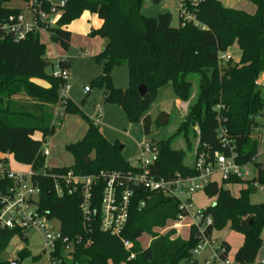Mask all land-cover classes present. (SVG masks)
I'll return each instance as SVG.
<instances>
[{
	"label": "trees",
	"instance_id": "1",
	"mask_svg": "<svg viewBox=\"0 0 264 264\" xmlns=\"http://www.w3.org/2000/svg\"><path fill=\"white\" fill-rule=\"evenodd\" d=\"M11 1L0 0V24L21 11L5 5ZM40 1L43 8L50 6L48 0ZM248 1L255 7L253 13L228 8L223 0H183L193 19L184 22L180 18L179 27H173L172 15L167 11L155 17L145 16L142 13L144 0H65L56 24L47 28L51 41L69 51L70 23L85 11L96 14L103 21L101 27L90 31V36H99L107 42L93 56L102 66V72L89 86L102 89L104 101L120 106L130 123H141L146 134L152 131L153 123L158 128L171 121L167 111L160 112L155 120L146 114L159 87L171 83L176 99L188 101L192 92L188 75L199 74V92L189 103L177 130V134L186 139L187 149L175 148L172 136L156 142L159 155L149 169L155 178L195 175L193 163L186 162V151L192 148L195 138L198 139V153L206 150L212 154H235L237 163L255 164L257 175L250 180L239 177L214 180L203 189L216 199L202 210L204 221L211 218L204 235L210 238L214 230L227 226L243 234L244 242L234 256L240 264L255 261L264 229V202L256 205L250 201L251 194L256 191L255 185L264 186V169L256 162L263 135L252 136L255 129L264 128V84L258 81L264 74V0ZM40 38L39 31H34L16 40L0 25V152L12 154L21 164L31 165V181L41 190L36 202L39 211L59 222L61 237L49 252L51 262L62 259L61 264H177L181 258H186L189 264H197L192 250L202 239L198 225H191L188 239L177 235L175 228L159 232L179 216H187L173 197L129 184L135 188L136 195L131 197L128 221L121 236H115L101 228L98 214L88 218L83 215L80 185L64 197L55 194L54 180L49 173L61 175L73 171L81 176H96L91 209H99L104 188L100 173L130 175L140 168L122 157L119 141L107 140L99 125L78 103L70 97L61 98L60 90L66 81L54 75L56 64L46 56V45ZM235 43L241 51L240 60H221L220 55ZM57 65L69 73V58L58 59ZM119 65H126L130 72L129 87L125 89L115 88L112 82V69ZM34 79L44 80L49 86L40 85ZM141 84L148 87L144 96L139 93ZM218 105L220 109L216 110ZM66 115L81 116L87 121L88 129L82 139L66 145V150L74 157V164L49 168L42 154L43 144L55 133V122L61 125ZM195 127L199 128L198 133ZM220 127L225 129L223 137L218 132ZM37 132L42 134L41 138L35 137ZM13 182L7 177L0 178V194H5ZM239 183H247V186L236 197L227 186ZM141 201L145 202L144 206ZM25 231L18 227L0 230V264H10L2 254L15 235L27 241ZM145 233L152 237L147 247L139 241ZM124 241L132 246L126 248ZM69 243L74 249L68 258L63 249ZM221 244L226 248L224 255L230 253V244L223 240ZM30 255L28 249L20 251L18 264H23L24 258ZM37 258L40 255L34 257Z\"/></svg>",
	"mask_w": 264,
	"mask_h": 264
},
{
	"label": "rangeland",
	"instance_id": "2",
	"mask_svg": "<svg viewBox=\"0 0 264 264\" xmlns=\"http://www.w3.org/2000/svg\"><path fill=\"white\" fill-rule=\"evenodd\" d=\"M233 1L234 6L237 9L245 10L247 13H253L255 11V7L248 0ZM226 4L229 5V3ZM11 5L22 7L23 10H25L26 7L21 0L12 1ZM178 5V0H152L144 6L143 14L148 17H155L167 11L173 15L172 26L179 27L180 10ZM26 14L28 13L26 12ZM90 21L93 22L94 20L91 18ZM41 37L43 41L47 38L44 35H41ZM87 37L88 41L98 48V50H102L107 42L106 39H101L99 36H95L94 38L92 36ZM82 39L83 38L81 37L74 39L73 44L71 41L69 51H65L62 47L52 43L50 44L51 46L47 47L46 55L56 56V52H60L61 54H64L63 58H69L71 62V69L68 74V85L70 88L68 91L69 95L93 121L98 119V108H101L102 115L98 119L99 130L110 142L113 143L118 140L120 146H124L121 150L122 157L132 165H137L138 157L140 155L139 145L145 142H160L171 136L173 138L172 144L175 148H183L186 150V139L182 135H178L177 130L187 114L189 103L197 97L199 92V74L191 73L188 75V80L192 82L191 97L188 101H177L178 99H176L175 90L171 83L159 87L157 97L146 111V114L150 115L151 118L155 120L160 112L167 111L171 114V121L169 125L159 126L156 131H151L146 134L141 123H130L124 110L120 106L109 104L104 101L102 89L98 87L91 88L90 90L92 93L86 97L85 88H89L90 81L97 77L99 73L101 74L102 66L93 58L94 55L89 53V47H86L88 53L83 52L85 49L81 45ZM229 52L232 54L234 62L240 60L241 51L237 43L229 48ZM112 72V82L115 88L125 89L129 87L130 72H128V67L126 65L114 66ZM260 77L261 82L264 84V74ZM66 118L65 124L63 126L60 124L57 125L56 132L53 135L48 136L43 144V149H48L50 152V155L46 156V164L48 167L65 168L72 166L75 162L72 154L66 150V145L83 137L88 123L79 115L76 117L68 116ZM75 119H77V121H75ZM258 121L260 123L262 120L259 118ZM194 129L197 133L199 132L198 127H195ZM262 134L263 129L260 127L258 130L253 131L252 136H262ZM35 135L36 137L41 138L42 134L37 132ZM197 145L198 139L195 138L192 143V148L186 151V162L188 164L193 163ZM5 157L8 158L6 161L8 167L16 170H28L27 166H24L25 164H21L14 160L13 157L0 152V159H5ZM256 162L260 163L264 169V144L261 147V153L257 157ZM242 173L244 179L250 180L257 175V168L255 164L251 162L242 166ZM214 177L217 181L222 180V175L219 173L215 174ZM246 186L247 183H239L230 184L227 188L231 191L233 196L237 197L240 195V190ZM192 198V205L189 208L191 215H195L197 211L206 209L216 200L215 197H209L203 190L196 192ZM250 201L256 205L264 202V192L261 188L256 186V191L251 194ZM172 223L169 224L167 228L170 227ZM48 224L51 227L50 231L53 233L58 232L57 230L60 225L56 218H50ZM192 224H194L193 217L187 215L181 221L180 227L176 229L177 235L182 236L184 239H188L190 237V227ZM205 226V223L202 224V228ZM25 236L27 237V241L23 240L19 235H15L9 244L10 246H8L6 251L2 254V258L11 264L14 260L20 259V251L28 249L31 255L24 258L23 264H51L50 253L45 249L41 233L36 229L29 228L25 231ZM261 236L264 238V229ZM151 238V235L145 233L139 238V241L143 247H147ZM210 239L211 242L202 250L198 253H193V258L197 261V264H206L212 254H214L212 252L213 249H215L222 240L230 244L231 251L229 257L234 258L236 251L243 244L245 238L243 234L238 233L227 226L222 230H214ZM71 249L70 252L73 251ZM63 253L67 255L66 251H63ZM37 255H40V258L34 259ZM259 256V258H261L263 256L262 253H260ZM177 264H189V261L186 258H181Z\"/></svg>",
	"mask_w": 264,
	"mask_h": 264
},
{
	"label": "built area",
	"instance_id": "3",
	"mask_svg": "<svg viewBox=\"0 0 264 264\" xmlns=\"http://www.w3.org/2000/svg\"><path fill=\"white\" fill-rule=\"evenodd\" d=\"M48 1L50 6L47 9L42 7L43 5L40 0H32L30 4L25 2L28 14L21 10L18 15L11 16L7 22L0 24L1 28L15 36L16 40L24 39L29 33L34 31H39V33L45 31L48 33L47 28L56 24L57 18L61 14V8L65 5V0ZM179 10V19L181 18L182 21L185 22L193 19V16L187 12L183 0H179ZM220 59L228 61L231 59V56L224 52L220 55ZM68 74L67 70H62L57 64L55 65L54 75L60 76L66 81L60 90V96L64 100L69 98ZM258 81L262 83L261 80ZM215 108L219 110L220 106L218 105ZM98 113H101L99 108ZM93 122L98 124V119ZM55 124L59 125L60 122L56 121ZM262 129V135L264 136V128ZM218 132L220 137H223L225 129L220 127ZM263 136L262 145L264 144ZM139 148L138 163L134 165L140 168L139 172L130 175H124L120 172L100 173L99 178H102L104 188L99 209H91L92 189L95 185V180L98 178L96 176H81L75 174L73 171H68L66 174L61 175L49 173V176L54 180L55 194L58 197H64L67 193H73L80 185L83 196L81 203L83 215L88 218L91 215L98 214L101 219V228L104 231L110 232V234L115 236H121L128 221L131 197L136 195L135 188L129 187V184H133L134 187H143L151 192H161L166 196L177 199L180 202V208L186 211L187 215L193 217L194 224L198 225L202 233V239L192 250V254L198 253L211 242V239L204 235V229L210 223L211 218L208 217L204 221L202 210L197 211L195 215L190 214L189 208L192 205L193 195L205 189V186L210 182L216 180L215 174L219 173L222 175L221 181L231 177L244 178L242 173V166L244 165L236 162L235 154L227 156L221 152H214L212 154L209 151L202 150L199 153H195L196 156L193 161L196 171L195 175L183 177L180 174H176L172 179L155 178L149 167L157 160V156L159 155L157 144L145 142L139 145ZM260 153L261 151L259 155ZM42 154L48 156L49 150L43 149ZM32 174V167L29 172H16L12 171L5 161L0 160V178L7 177L14 181L5 194H0L2 204L0 207V230L14 229L16 227L23 228L26 231L29 228L36 229L43 237L45 249L50 252L55 248V242L61 237V231L59 229L55 233L50 231L49 218L45 214L40 213L36 202L39 199L41 190L38 185L31 181ZM255 186H258L264 192V186L258 184ZM141 202V206H144L145 202ZM185 217L179 216L170 227L160 229L159 232L164 233L169 228H179L181 221ZM202 223L206 224L204 228H202ZM124 244L126 248L132 246L128 241H124ZM70 249H74L72 243L65 245L63 249V251H66L68 258L71 257ZM212 252L214 254H212L206 264H240L234 258H230L229 253L224 255L226 248L221 242ZM260 253L263 255L261 258H259ZM61 263L62 259L51 262V264ZM257 263L264 264L263 237L258 255L252 264Z\"/></svg>",
	"mask_w": 264,
	"mask_h": 264
},
{
	"label": "crops",
	"instance_id": "4",
	"mask_svg": "<svg viewBox=\"0 0 264 264\" xmlns=\"http://www.w3.org/2000/svg\"><path fill=\"white\" fill-rule=\"evenodd\" d=\"M12 1H14V0H12ZM12 1L11 2H9V3H6L5 5L7 6V7H12V8H18V9H20V10H22V12H26L27 10V7H25V10H23V8L22 7H15V6H12L11 5V3H12ZM22 1V0H21ZM24 4H25V6H26V3L24 2V1H22ZM178 2H179V0H178ZM226 3H229V5H227ZM223 4H224V6H226V7H228V8H234V9H237L235 6H234V1L233 0H223ZM144 6H146V3H145V1H144V4H143V6H142V13H143V9H144ZM179 6V5H178ZM172 15V14H171ZM93 19L94 21L93 22H91L90 21V19ZM172 20H173V15H172ZM103 23V21L96 15V14H93V13H91V12H89V11H85L83 14H82V16L79 18V19H77V20H75V21H73L72 23H70L69 25H68V29L71 31V33H72V38H71V41H72V44H73V42H74V39H76V38H78V37H81V38H83L82 39V41H81V45L83 46V48L85 49V50H83V52L85 53H88V51L86 50V47H89V53L91 54V55H94L95 56V54H97L98 52H100L101 50L99 49L98 50V48H96L92 43H90L89 41H88V37L87 36H90V31H91V29H98L99 27H101V24ZM41 35H44L45 37H47L46 38V40L45 41H43L41 38ZM40 39H41V42L43 43V44H45L46 45V50H47V47L48 46H51L50 44H52L53 43V41H51V37H50V35H49V33H47V32H45V31H42V32H40ZM94 38V37H93ZM96 39V38H95ZM94 39V40H95ZM93 40V39H92ZM51 42V43H50ZM49 44V45H48ZM53 44H55V43H53ZM57 46H59L58 44H56ZM104 48V47H103ZM226 54H228L229 56H231V59L233 60V57H232V54L229 52V49L226 51ZM64 54H61L60 52L58 53V52H56V56H47L48 58H50L52 61H54V63L55 64H57V61H58V59H61V58H63L64 56H63ZM71 69V68H70ZM70 71V70H69ZM259 80H260V78H259ZM34 81L36 82V83H38V84H40V85H43V86H46V87H48L49 86V84L46 82V81H44V80H41V79H34ZM70 89V88H69ZM86 89V88H85ZM88 89H91L90 88V86H89V88ZM69 91V90H68ZM92 93V91L90 90V92H89V94L88 95H90ZM68 95H69V92H68ZM87 95V96H88ZM86 96V97H87ZM69 97L73 100V98L69 95ZM74 101V100H73ZM177 101H179V100H177ZM75 102V101H74ZM100 110H101V108H99ZM58 112H59V110H58ZM102 115V112L99 114L98 113V119H99V117ZM68 116H72V117H76L75 115H66L65 116V119L63 120V122L61 123V126H63L64 124H65V120L67 119L66 117H68ZM75 121H77V119H75ZM93 121V120H92ZM98 125H99V122H98ZM87 129H88V126L86 127V129H85V132H84V135H85V133L87 132ZM259 128H257V129H255V130H258ZM56 132V131H55ZM84 135H83V137H84ZM35 137H36V135H35ZM83 137H81V138H79V140L80 139H82ZM36 138H38V137H36ZM107 139V138H106ZM108 140V139H107ZM78 140H75L74 142H77ZM118 141V140H117ZM74 142H71V143H74ZM70 144V143H69ZM124 148V146H122V149ZM121 149V150H122ZM4 154V153H3ZM5 155H8V156H11V157H13V155L12 154H5ZM49 155H50V152H49ZM14 158V157H13ZM5 159H6V161L8 160V158L7 157H5ZM0 160H2V159H0ZM15 160V159H14ZM46 163V162H45ZM24 166H27V168H28V170H22V169H12V168H10L12 171H16V172H29L30 171V169H31V165H24ZM46 166H48L47 164H46ZM49 168H51L50 166H49Z\"/></svg>",
	"mask_w": 264,
	"mask_h": 264
},
{
	"label": "water",
	"instance_id": "5",
	"mask_svg": "<svg viewBox=\"0 0 264 264\" xmlns=\"http://www.w3.org/2000/svg\"><path fill=\"white\" fill-rule=\"evenodd\" d=\"M146 3H149V2H151L152 0H144ZM139 93H140V95L141 96H144L146 93H147V91H148V87L145 85V84H141L140 86H139ZM86 90V96L89 94V92H90V89H88V88H86L85 89ZM247 128H248V131H250V128H251V121H249V123H248V126H247ZM156 124L155 123H153V125H152V131H156ZM122 149V146H120V150ZM19 259H17V260H14L13 261V263L12 264H18L19 263Z\"/></svg>",
	"mask_w": 264,
	"mask_h": 264
}]
</instances>
